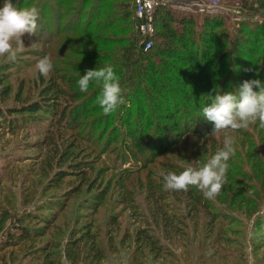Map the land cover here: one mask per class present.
<instances>
[{"label": "rangeland", "instance_id": "1", "mask_svg": "<svg viewBox=\"0 0 264 264\" xmlns=\"http://www.w3.org/2000/svg\"><path fill=\"white\" fill-rule=\"evenodd\" d=\"M80 1L12 0L17 7L35 6L38 26L34 34L21 37L19 49L13 42L14 58L0 56V73L9 87V96L0 95V110L6 114L9 108L47 98L58 112L66 110V121L54 122L47 111L38 120L44 125L39 131L30 124L10 129L8 122L13 124L21 115L0 118V264H47L48 253L55 264H70L64 254L68 242L87 229L102 250L100 264H264V127L257 121L245 128L213 132L200 110L178 93L153 99L151 83L136 67L137 55L126 57L133 37L128 23L132 0H110L100 19L107 27L99 31L81 30L86 22L80 23L84 19ZM247 1L251 2L222 0L221 10L207 16L222 23L218 38L238 40V26L252 18L264 24V17L247 14L243 8ZM260 42L249 51L251 58L243 59L251 71L236 69L237 60L230 52L223 62L232 76L213 73L207 82L197 81L204 104L208 94H215L210 88L228 91L254 78L264 82V37ZM44 57L53 64L47 76L36 68ZM155 60L161 66L160 59ZM104 65L113 67L127 101L108 115L97 101L101 85L90 82L88 90L80 92L76 83L86 69ZM135 83L142 87L129 88ZM158 103L178 110L177 119L168 117L171 111L158 110ZM181 113L188 115V126L192 122L206 134L183 136L180 129L186 123ZM128 121L134 126L133 135ZM225 136L234 138L235 152L225 184L213 198H206L195 186L163 187L164 174L202 164L223 146ZM126 142L132 152L140 142L141 160H135ZM233 194L255 196L256 211L228 205ZM198 195L210 208L196 204L193 212ZM29 214L54 223L28 219ZM21 217L26 219L19 222ZM21 226L39 230V238L11 244ZM147 236L163 249H153ZM81 249L87 252L90 244H82ZM84 258L81 263L89 264Z\"/></svg>", "mask_w": 264, "mask_h": 264}, {"label": "trees", "instance_id": "2", "mask_svg": "<svg viewBox=\"0 0 264 264\" xmlns=\"http://www.w3.org/2000/svg\"><path fill=\"white\" fill-rule=\"evenodd\" d=\"M109 1L110 0H92L91 2V0H81L78 3L84 14V19L80 20V23L82 21L86 22V25L81 28L82 31H90L93 29L99 31L101 29H105L104 27H107L104 26L105 23L102 24L100 19L104 14L105 9L109 6ZM243 8L247 10V14H250V16L264 17V0H251V2L247 1L245 2ZM134 11L135 0H132L128 17V23L133 34L131 44L132 47L130 46V48L126 49V57L130 59L132 56L134 57V55H137L135 62L138 66L136 67L139 69L141 77H146L151 83L150 85L156 93L153 95V99H156L157 95L167 96L170 91H173L178 93L182 99H184L186 104H193L195 110H200L201 107L205 105V100L203 99L204 97H202L204 91L201 88L198 89L199 83H197V81L207 82V80L211 79L210 76L213 73L215 77L220 75L232 76L233 74L231 75L227 73L226 70L228 69V66L223 62L228 58L230 52L234 53L237 60L235 65L236 67L239 66V68L236 69H247L248 62L245 65L243 59L251 58L249 51L256 49L254 47L258 46L261 43V39L264 37V24L258 23L254 18H252L249 22L245 21L241 23L237 30L240 37L238 40H232L229 36L218 38V34H221L219 29L222 23L219 19H217V17H205L200 22L193 18L175 16L167 9L159 8L155 14V34L152 38L153 42L151 47L148 50H145V42H143L144 38L138 30V21L135 18ZM69 26L71 25L69 24ZM158 39H160L159 42ZM169 42L173 43L171 44ZM214 52L217 54L213 55ZM253 54L258 55L255 51ZM155 58L160 59L161 66L156 64ZM212 60L214 62H211ZM132 62H134V60ZM237 62H239V64ZM129 66L131 65H128V67ZM3 75L4 74L0 73V95L3 98H6L9 96V87L4 84L5 78ZM234 76L237 77V73L234 74ZM193 79L196 81L194 82ZM136 87L138 88L142 86L136 85L135 83L129 88ZM210 89L213 91V88ZM48 100L49 99L45 98L40 102L24 103L18 107L7 109V112L9 113L6 114L0 110V118H5L6 115L10 114L21 115V118L19 120L17 119V121L13 122V124L8 122L10 129H20L21 127L27 128L30 124L36 127L39 131H42L44 125L38 120L42 119V117H44L43 113H46L47 111L54 115V122L61 120L66 121V110H60L58 112L57 107L53 105V103L48 102ZM83 104L84 103H82L80 107H83ZM84 107L82 110H84ZM156 108L158 110L162 109L171 111L167 114L170 119L176 120L178 117L179 111L177 110V112H175L174 108H163L161 103L156 104ZM55 114H57V116ZM181 114H183L186 124L182 125L184 129H180V131L183 130L184 134H180L183 136L189 134L204 136L206 134V132L203 133L198 130L197 126H193L192 122H190L188 126L187 122L190 120L188 115L186 113ZM60 124L63 123L61 122ZM152 125L153 122L149 123L146 130H150ZM127 127L129 129L128 131L132 135L135 134V130H133L134 126L133 124L129 125V121L127 122ZM126 143V149H129V151L133 153V156L136 157L135 160H141L142 158L140 157L142 156H139V153L137 152L138 149L142 151L140 142L135 144L133 152L129 143ZM195 198L196 201L193 203V212H196V204L202 206L205 210L206 208H210L206 204L205 200H203V195H198ZM256 201L258 200H256L255 196L240 197L238 194H233V196H231L226 202L228 205L237 204L240 207V210L253 213L256 211L258 205ZM51 210H54V208H51ZM207 213L210 214V212ZM27 217L28 219H40V221L43 220L48 224L53 222L49 218H41L35 214H29ZM25 219V217H21L18 218V221L23 222ZM210 223L213 224L214 221H209V225ZM45 227L49 226L45 225ZM19 229L20 233L18 235L13 234L11 237L15 238V240H9L11 244H19L20 242H24L26 240H36L40 236L39 230L31 231L29 228L23 226ZM147 238L149 240L148 243H150L153 249L156 248L158 251L163 249V246L158 245L155 240L150 238V236H147ZM82 244H90V249H88L87 252H82ZM154 253L157 255L158 252L155 250ZM50 254L51 253L47 254L44 262L47 264H55L53 260L48 259ZM64 254L70 264H80L83 260H85L84 255L92 264H96L97 262V264H100L104 259V256L102 257V250L97 245L95 236L91 234L89 229L82 232L77 238L70 240Z\"/></svg>", "mask_w": 264, "mask_h": 264}, {"label": "clouds", "instance_id": "3", "mask_svg": "<svg viewBox=\"0 0 264 264\" xmlns=\"http://www.w3.org/2000/svg\"><path fill=\"white\" fill-rule=\"evenodd\" d=\"M38 9L35 6L17 7L12 0H3L0 6V56L14 58L12 44L19 49L21 37L35 33L38 26ZM36 68L40 75L47 76L53 69L48 57L38 61ZM251 71V69H246ZM90 82L101 85L97 97L103 114L108 115L127 101L122 94L119 78L111 65L86 69L79 76L77 85L80 92H86ZM214 95L208 94L209 101L201 107L200 117L210 122L213 132L224 129L245 128L259 122L264 127V82L259 78L246 79L231 90H221L216 86ZM234 138L225 136L223 146L217 149L203 163L189 165L180 172L169 171L163 175V187L171 190H187L189 186L200 189L206 198H213L220 192L226 181L229 160L234 155Z\"/></svg>", "mask_w": 264, "mask_h": 264}, {"label": "built area", "instance_id": "4", "mask_svg": "<svg viewBox=\"0 0 264 264\" xmlns=\"http://www.w3.org/2000/svg\"><path fill=\"white\" fill-rule=\"evenodd\" d=\"M159 8H165L175 16L198 21L218 13L222 8V0H135V18L138 21V30L144 38L145 50L152 45L155 14Z\"/></svg>", "mask_w": 264, "mask_h": 264}]
</instances>
